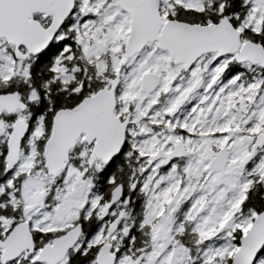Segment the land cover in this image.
Here are the masks:
<instances>
[{
    "label": "flooded vegetation",
    "instance_id": "1",
    "mask_svg": "<svg viewBox=\"0 0 264 264\" xmlns=\"http://www.w3.org/2000/svg\"><path fill=\"white\" fill-rule=\"evenodd\" d=\"M248 8L249 17L246 16L245 9H241L242 12L233 13L238 17L236 24L232 23L231 15H227L233 26L241 32L242 42L248 40L242 35L244 28L246 29L247 26L259 28L263 22L264 0H250ZM167 19L171 18L165 16L163 21ZM219 19L210 24L217 23ZM207 60H210V65L204 66ZM168 61L178 71L170 82L169 88H172V91L161 90L160 87L164 80L163 74L155 68H149L143 72L151 71L161 75L159 86L148 96H145V93L140 90L139 78V91L145 101L157 95L153 106L140 119L136 117V99L130 98L125 107L120 101L122 72L127 68L129 61L125 64L122 63L121 68L116 71V74L120 73V81L116 89L117 102L114 113L121 121H124L126 117L129 120L121 154L120 156L115 155L109 163L95 159L90 164V154L94 141L88 143L83 139L84 135L80 134L75 145L68 151L64 168L57 175L50 174L45 167L44 146L50 137L55 113L62 108H71L79 101L72 105L28 104L19 93L20 99L26 104L25 108L0 114V241L5 240L15 228H17L18 233L15 242L18 256L5 264H48L37 261L36 257L45 247L52 245L55 239L64 236L76 227L80 229L77 241L68 249L64 258L56 264H75V258H81L91 248H93L91 264H96V254L105 242L111 245V251L116 255V259L121 253L127 254L146 249L145 245L137 246L134 249L130 247L127 241H124L131 230L128 221L133 218L128 215L121 216L120 209L125 207V203L127 206L134 202V192L136 191L143 197L145 205V198L141 190L151 180L153 173L161 176L170 171L171 168H177L176 170L183 172L182 167L187 159L198 158L203 153L204 145L201 143L200 146H196L200 137L203 135L209 138L214 137L216 123L228 111V107L215 97L216 84L212 83L209 86L210 80H213L216 74L217 79L222 81L233 77L238 81L252 79L254 75L264 77V68L249 61L238 62L234 54L219 56L217 52L205 53L188 68H185L184 63H175L169 55ZM221 61H223V64L220 65L222 67L215 73V70L212 69L213 65ZM200 64L203 65V69L196 81V84H199L198 88L191 87L186 93H183L181 88L175 89V85L183 84ZM221 83L219 82V84ZM218 92L221 94L224 91L219 90ZM175 107L177 112L174 114L173 109ZM192 110L193 112L198 110L197 116L202 120L194 126L193 130L192 126L188 124L184 126L179 124L180 122L175 123L176 117L182 118L184 116L181 112H186L187 115ZM17 119H23L28 127L20 142L17 162L11 169L6 170L7 138ZM170 122L173 123L171 131L167 129V124ZM260 133H264V126L258 131L252 132L249 142L252 158L264 151V145L252 151V145ZM180 141H183L187 150L184 157L167 161L166 157L163 156L147 167L151 156L156 154L158 150L163 149L164 152L168 153ZM150 143L149 149L142 152L140 144L149 145ZM223 146H226L229 152L223 175L220 174V171L211 173L209 169L210 160ZM231 153L230 141L225 140L222 145L212 148L205 159L201 158L198 163L199 167L201 170L206 168L207 177L213 178L215 182L219 183L228 174L227 168L231 161ZM122 159H127V161L132 159L133 165L127 170L129 184L128 187H124V184L121 183L123 185L122 199L110 208L106 216H103L104 208L110 199L111 190L118 183L109 189L108 196L103 200L102 171L111 163L113 169H118L120 166L123 169ZM205 173L204 171L203 175ZM247 180L241 199L242 209L248 198L247 189L249 187H264V176L261 174H250ZM71 187H83V199L81 201L70 199ZM80 202H82L81 205ZM122 203H124L123 206ZM251 211L257 214L255 210ZM142 214L140 219L145 221L144 211ZM115 219L118 220L117 229L111 237L106 236L103 241L97 244H88V241L97 234L105 233L106 235L108 224ZM125 230L128 234L124 235ZM110 238H112L111 242ZM1 252L2 248L0 247V255ZM0 264H3L1 260Z\"/></svg>",
    "mask_w": 264,
    "mask_h": 264
},
{
    "label": "rangeland",
    "instance_id": "2",
    "mask_svg": "<svg viewBox=\"0 0 264 264\" xmlns=\"http://www.w3.org/2000/svg\"><path fill=\"white\" fill-rule=\"evenodd\" d=\"M168 1L170 0H161L160 12L163 19L166 16ZM176 1L194 8L202 5V0ZM78 2V10L72 14L73 20L66 26L70 33L65 34L64 29H61L53 41L54 44L64 37L71 36V40L75 42V44L60 45L58 53L65 55L55 59L57 78L69 80L72 77L71 70L83 74L89 70L81 49L97 73L101 74L107 64V67L113 70V76L108 79L109 83L122 66L123 48L130 26L129 16L115 0H78ZM255 2L258 4L257 1ZM85 14L91 15V20L78 21V17ZM41 21L47 23V20L42 18ZM239 29L241 30L240 27ZM0 53L7 55L2 44H0ZM8 55L5 62L9 71H13L15 67L18 69L23 67V61L14 59L12 51ZM68 59L74 62L75 68L69 66L70 61L68 64L63 62ZM210 60H207L204 66H209ZM128 63L127 68L122 72L120 101L125 107L130 98L136 99V117L140 119L148 113L157 98L155 95L149 100L143 99L139 91V78L142 73L149 68L157 69L163 74L164 79L161 90L172 91V88H169L170 82L178 71L169 63L167 52L160 50L156 42L146 45L141 52L130 58ZM221 64L223 61L213 65L212 69L215 73L216 70L221 69ZM202 66L200 64L189 75L185 80L186 83L184 81L183 84L175 85V89L181 88L183 93H186L191 87L198 88L199 84H196V81L203 69ZM217 77L216 74L213 80H210L209 86L212 83L216 84L215 97L228 107V111L216 123L214 128L216 134L210 138L206 135L200 137L196 146L202 143L203 153L198 158L187 159L182 167L183 172L171 168L161 176L155 173L151 175V180L141 190L145 198V221L142 225L140 223L138 228L141 234H136L138 230L135 229L131 238L127 239V243L133 247L137 236L141 235L138 246L145 245L146 249L130 254L121 253L115 264H210L214 260H217L218 264H230L228 259L234 256L238 248L236 233L241 231L243 235L256 214L251 210L242 212L241 208L247 177L250 174L264 176V151L252 158L249 145L252 132L264 126V77L254 75L252 79L246 81H238L234 77L222 81ZM81 88L83 85L80 84L73 92L79 93ZM219 90L224 92L219 94ZM45 98L48 101L46 104H54L50 95ZM176 112L175 107L173 113ZM192 113L194 114L191 115ZM181 114L184 116L176 117L175 123L180 122L179 124L184 126L188 124L192 126V130L197 123L202 122L197 116L198 110L194 112L192 110L187 115L186 112ZM172 124L171 122L167 124L169 131L172 130ZM225 140L230 141L231 161L227 168V176L217 183L213 178L207 177L206 168L201 170L198 163L201 158L207 157L212 148L222 145ZM149 146L151 143L140 144L142 152H146ZM202 171L206 173L203 175ZM70 192V199L80 201L83 199V187H71ZM121 205L123 206L124 203ZM120 210L121 216H125L124 207ZM185 222L190 223V231L198 233V240L192 234L194 232L184 230ZM148 228H150V237L147 240L144 233ZM123 234L128 233L125 230ZM105 237V233L97 234L88 241V244H97ZM262 259L263 256L255 264H260Z\"/></svg>",
    "mask_w": 264,
    "mask_h": 264
},
{
    "label": "water",
    "instance_id": "3",
    "mask_svg": "<svg viewBox=\"0 0 264 264\" xmlns=\"http://www.w3.org/2000/svg\"><path fill=\"white\" fill-rule=\"evenodd\" d=\"M118 6L129 16L128 37L123 48L122 63L125 64L135 54L141 52L149 43L156 42L157 47L166 51L175 63H184L188 68L201 55L217 52L219 56L234 54L238 62L249 61L264 68V46L260 42L241 40V32L224 15L214 24L190 23L178 19L163 21L160 12L161 0H115ZM76 0H0V40L12 46V56L16 60H25L28 56H37L47 50L54 41L66 20L73 14ZM40 15L47 23L35 18ZM159 73L147 71L140 77V90L148 96L160 84ZM120 81L117 73L106 84L90 95L84 96L75 106L59 109L52 123L51 134L44 146L45 167L52 175L64 168L68 151L75 145L80 134L88 143L94 141L90 154V164L95 159L109 163L119 154L128 125L115 115L116 89ZM26 104L17 90L0 93V114L23 110ZM28 124L17 119L7 138L6 170L17 162L20 142L27 131ZM264 133L257 135L252 151L263 147ZM187 154L183 141L178 142L170 152L163 149L151 156L147 167L160 157L167 161L181 158ZM229 152L226 146L220 148L210 160V172L220 171L223 175ZM123 197V185L113 187L110 199L104 208L106 216L110 208ZM118 220L110 222L106 236L111 237L117 229ZM80 234L79 227L45 247L36 257L37 261L56 264L62 260ZM17 228L0 241L3 264L17 258L15 247ZM238 248L230 264H254L264 247V210L258 212L248 230L239 237ZM96 264H115L116 255L108 242L100 246L96 254ZM210 264H218L217 260Z\"/></svg>",
    "mask_w": 264,
    "mask_h": 264
},
{
    "label": "trees",
    "instance_id": "4",
    "mask_svg": "<svg viewBox=\"0 0 264 264\" xmlns=\"http://www.w3.org/2000/svg\"><path fill=\"white\" fill-rule=\"evenodd\" d=\"M78 0H76V6L73 13L78 10ZM250 0H202V5L199 8L190 7L184 5L182 2L176 0H170L166 3V17L171 19H178L190 23H200V24H208L211 22H215L219 19V17L223 15H231V21L233 24H236L238 21V17L233 15V13H237L241 11V9H245L246 16L249 17V8L248 5ZM244 4H247L246 6ZM242 12V11H241ZM91 15L85 14L78 17V21H83L90 19ZM35 18L41 20L40 15H35ZM73 20L72 15L66 20L65 24L61 29H64L65 34L70 33L66 26L70 24ZM89 21V20H87ZM48 22V19H47ZM260 23V22H259ZM59 30V32L61 31ZM70 35V34H69ZM243 37L260 42L264 44V16L263 22L259 28H252L251 26H247L244 28V32L242 33ZM57 36V35H56ZM71 36L64 37L58 42H52L51 46L37 56H28L23 61L24 65L22 68L15 67L13 71H9L6 66L5 58L9 57L8 53L12 51V46H9L5 43L4 40H0V44L6 49L7 55H2L0 53V92H9L17 90L21 97L28 103H42L46 104L48 101L46 100V96L50 95L51 99L54 100L55 104L59 105H72L80 101L84 96L90 95L96 89L104 86L108 83V79L113 76V70L110 67H104V70L101 74L97 73L93 68V65L87 60V57L84 55L83 51L80 49L81 54L83 55L84 61L88 65V71L83 74L82 72H75V70H71L72 77L67 80L57 78L58 71L55 69V59L59 56L64 57V53H58V49L63 43H74L70 38ZM56 38V37H55ZM104 57L106 55H103ZM70 61L69 66H73L74 62L71 60L63 61L65 64ZM75 68V67H74ZM60 73V72H59ZM83 85V88L80 89L79 93L73 92L75 88ZM90 84V86H89ZM93 84V85H91ZM27 96L33 97V99H28ZM122 150V149H121ZM121 151L117 156H120ZM123 169L121 166L118 169H113L112 163L109 164L102 171V187L101 190L103 192V200H105L106 196H108L109 189L115 185L116 183H123L124 187H128V172L132 163V159L127 161V159L121 160ZM136 191V190H135ZM246 192H249L248 198L245 201L242 212H246L248 210H255L257 213L264 210V188L263 187H249ZM134 202L125 206V215L132 217V220H129V226L131 228L130 234L124 239V241L129 240L131 238V234L135 232V229L138 230L140 223L142 225L143 220H141V215H143L144 211V201L143 197L138 194V192H134ZM145 200V199H144ZM91 224V223H90ZM189 222L184 223V230L190 231ZM92 225V224H91ZM195 238L198 240V233L196 231H190ZM136 234H141L140 231ZM146 234V238L150 237V228L146 230L144 233ZM242 232L238 231L236 233L238 243V239L241 236ZM137 240L133 248L135 249L139 244L140 240L137 236ZM148 240V239H147ZM183 242V240H181ZM190 246L187 243H184ZM239 244V243H238ZM93 248L87 251L81 258L76 260L75 264H87L92 263V253ZM191 251V250H190ZM193 252V251H191ZM130 254V253H127ZM263 256L260 264H264V247L261 252L258 254L256 261ZM231 261V257L228 259V262ZM255 261V263H256ZM254 263V264H255ZM74 264V263H73Z\"/></svg>",
    "mask_w": 264,
    "mask_h": 264
}]
</instances>
